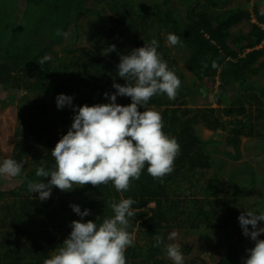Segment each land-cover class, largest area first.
I'll return each instance as SVG.
<instances>
[{
  "label": "trees",
  "instance_id": "trees-1",
  "mask_svg": "<svg viewBox=\"0 0 264 264\" xmlns=\"http://www.w3.org/2000/svg\"><path fill=\"white\" fill-rule=\"evenodd\" d=\"M238 1L182 0L187 7L186 17L175 14L171 0L107 1L109 10H92L100 24L92 45L69 51V61L56 57L43 67L38 62L45 55H56V47L64 43V33L49 37L38 27L23 26L11 36L0 26V83L38 93L16 132L21 145L13 158L26 163L20 177L8 180V198L0 205V264H44L69 236L71 222L81 219L70 207L72 204L82 211L91 210L83 222L92 220L99 225L114 216L111 202L127 198L136 201L132 207L137 215L130 218L132 227L128 229L135 231L136 240L126 250V264H174L167 256L166 245L172 243L168 236L175 230L181 235L195 230L243 231L239 219L232 217L237 205L242 212L248 211L245 196L251 192L244 189L243 182L244 188L238 184L235 174L220 177L215 173L207 179V172L214 168L213 156L206 147L211 141L199 134L200 127L227 131L224 142L236 148L239 156L245 137L264 146V85L255 84L264 77V0H256L252 9L235 5ZM89 2L93 4L92 0H64L61 9L69 7L70 11L80 12ZM12 16L0 7V25L5 20L2 26L8 27ZM170 33L180 37L181 44L176 47L189 54L183 66H176L172 60L171 48L166 44ZM152 39L159 42L158 53L181 81L174 100L158 94L147 105L162 115L163 131L180 144L174 171L161 182L147 172L146 164L140 179L123 193L112 182L100 187L74 185L71 192L54 187L46 201H41L38 193H30L27 181L42 180L35 175L40 167L54 170L51 151L73 123L75 113L67 106L58 109L57 96H72L77 106L110 103L105 93L116 92L114 82L127 83L117 74L120 54L128 55ZM110 45H115L116 51L105 55ZM17 71L23 74V80L15 77ZM51 74H69L64 77L69 83L59 78L51 82ZM189 74L196 78L197 88L187 90ZM218 79V107L188 103L191 94L202 92L200 82L216 84ZM230 93L233 97L222 105L221 97ZM131 102L130 97L117 96V104L127 106ZM48 180L50 177L45 178V182ZM229 183L236 184L233 198L221 196ZM229 200H233L234 208L227 213ZM155 236L163 238L160 247L153 246ZM197 248L190 242L180 247L184 264H211ZM243 250L230 240L214 264H244ZM186 256L192 257L186 260Z\"/></svg>",
  "mask_w": 264,
  "mask_h": 264
},
{
  "label": "clouds",
  "instance_id": "clouds-1",
  "mask_svg": "<svg viewBox=\"0 0 264 264\" xmlns=\"http://www.w3.org/2000/svg\"><path fill=\"white\" fill-rule=\"evenodd\" d=\"M167 41L172 46L181 44L180 37L172 33ZM158 47L159 42L152 39L128 55L120 54L117 74L127 83L114 82L116 92L105 93L110 103L77 106L73 104L74 97L57 96L58 109L67 106L75 113L73 123L51 151L54 170L40 167L35 175L42 180L27 181L30 193H38L39 199L46 201L51 198L54 187L71 192L74 185L100 187L109 182L123 193L130 190L134 180L140 179L146 164L147 172L161 182L174 171L180 144L163 131L162 115L147 108L151 98L158 94H166L169 100H174L181 85L158 53ZM113 51L116 46L110 45L105 55ZM51 60V55H45L38 63L43 67ZM117 96L130 97L132 102L127 106L117 104ZM25 163L12 157L4 158L0 161V178L20 177ZM47 177L50 180L45 182ZM135 203L131 198L111 202L109 206L114 216L99 225L92 220L83 222L84 217L91 215L90 209L82 211L79 205H70L81 219L71 222L69 236L44 264H126V250L134 246L136 240L135 231H128L132 227L130 218L137 215L132 207ZM238 219L243 235L255 245L247 249L244 264H264V239H260L264 227L259 226V222L264 221V213L243 211ZM177 236L173 231L168 239ZM154 239V247L163 244L162 237ZM166 253L174 264H184L179 244L166 245Z\"/></svg>",
  "mask_w": 264,
  "mask_h": 264
},
{
  "label": "rangeland",
  "instance_id": "rangeland-1",
  "mask_svg": "<svg viewBox=\"0 0 264 264\" xmlns=\"http://www.w3.org/2000/svg\"><path fill=\"white\" fill-rule=\"evenodd\" d=\"M64 0H0L1 9L7 10L11 14L8 27H3L1 22V29L5 34L12 36L18 28L27 27H38L45 36L51 37L52 35L60 36L64 33L65 41L56 47V55L52 57L55 61L56 57L61 61H69L72 54L69 51L76 49V47H90L94 42L95 32L99 28L100 24L93 9L103 10L107 9V1L110 0H92L85 6L84 10L75 12L74 9L71 11L69 7H63L61 9V3ZM148 1V0H144ZM167 1V0H156ZM170 7L175 9V14L179 17H186L187 7L182 4V0H171ZM256 0L247 2L246 0H239L235 5L247 6L252 9L253 4ZM148 3V2H147ZM61 9V10H60ZM87 9L91 11L87 12ZM264 10V5L262 6ZM109 10V9H107ZM35 21V22H34ZM34 22L32 25L31 23ZM80 30L79 34L77 29ZM111 27V26H108ZM239 30V29H238ZM237 31V29H235ZM60 33L59 35L57 33ZM67 34V35H65ZM166 33L164 32V35ZM41 39V36H38ZM104 39V45L106 44V38ZM166 44L171 48L172 60L176 66H183L188 60V52L182 51L176 46H172L166 41ZM260 47H263L260 46ZM3 51H0L2 54ZM69 74L50 75V81L53 82L59 78L60 82L69 83ZM18 80H23V74L20 71L16 72L15 76ZM195 77L193 75L187 76V90L197 88L195 87ZM221 80L218 79L217 83L214 84L207 80L199 83L203 90L201 93L195 92L188 98V103L201 106H215L218 107L216 98L218 97V86ZM256 85H264V77L257 79ZM207 88V90H206ZM38 96V93L27 92L21 86H9L5 87L0 84V161L7 157H14L21 142L16 132L21 126V119L23 115L30 109L34 99ZM233 97L232 93L228 96L221 97L222 105L228 104L229 99ZM199 134L206 140H210L207 147L208 151L213 156L214 168L207 172V179H212L215 173H218L220 177H229L236 175V181L242 188L246 186V190L251 193L245 196L248 201L245 205L248 206V211L257 213H264V146L254 144L249 141V138L243 139V145L241 147L242 154L239 156L238 150L234 147L225 144L224 139L227 136V131L213 132L205 127H200ZM12 178H0V205L7 200L6 195L7 187L9 186L8 180ZM245 185H243L242 184ZM241 188V189H242ZM236 184H227L221 196L228 198L232 197V192L235 191ZM239 189V190H241ZM243 191V190H242ZM3 193V194H1ZM229 205L233 200H229ZM234 206L228 207L227 213ZM242 213V207L237 205L235 207V215L232 218L238 219ZM260 227H264V221L259 222ZM231 234H229V232ZM211 230L209 233L205 231L195 230L190 233L179 234L177 238L172 240L171 244H179L180 247H184L186 243H191L198 247L197 252L209 260L211 264H214L219 256H221L226 250L229 241H233L237 245L245 248L241 252L243 259L248 256L247 249L254 247V242L250 238L243 235V231L237 230ZM208 234V236H205ZM181 235V236H180ZM260 239H264V234L260 236ZM54 251V250H53ZM192 256H186V260Z\"/></svg>",
  "mask_w": 264,
  "mask_h": 264
},
{
  "label": "crops",
  "instance_id": "crops-1",
  "mask_svg": "<svg viewBox=\"0 0 264 264\" xmlns=\"http://www.w3.org/2000/svg\"><path fill=\"white\" fill-rule=\"evenodd\" d=\"M64 41H65V39H64ZM1 84V83H0ZM4 86V85H3ZM5 87H7V86H5ZM155 204L154 203H150L149 204V206H154Z\"/></svg>",
  "mask_w": 264,
  "mask_h": 264
}]
</instances>
